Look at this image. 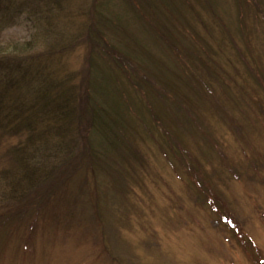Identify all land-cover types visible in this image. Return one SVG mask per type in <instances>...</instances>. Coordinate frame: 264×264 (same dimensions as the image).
Instances as JSON below:
<instances>
[{
  "label": "rangeland",
  "instance_id": "374dc122",
  "mask_svg": "<svg viewBox=\"0 0 264 264\" xmlns=\"http://www.w3.org/2000/svg\"><path fill=\"white\" fill-rule=\"evenodd\" d=\"M6 61L25 96L65 89L86 118L43 138L76 153L56 192L33 191L52 153H29L35 205L0 220V264H264V0H0ZM28 136L0 138L8 202Z\"/></svg>",
  "mask_w": 264,
  "mask_h": 264
},
{
  "label": "trees",
  "instance_id": "16d2710c",
  "mask_svg": "<svg viewBox=\"0 0 264 264\" xmlns=\"http://www.w3.org/2000/svg\"><path fill=\"white\" fill-rule=\"evenodd\" d=\"M90 37H93V39L95 37L89 36V40L91 43L93 39ZM4 63L5 64L0 67V128L5 129L4 133L23 132L29 135L28 137L30 140L28 139V142L23 143L17 149L11 151L12 154H15L18 165L15 170L18 171L16 173L25 171V168H39L34 166L35 162L33 164L34 160L31 161L29 153L42 155L47 152L52 153L48 157V160L57 163L55 168H49L40 174L34 171L35 175L32 178L34 185L40 182L33 191L40 190V187L44 185V187L46 186L48 189L45 193L49 195L54 191L56 192L61 186H63L62 184L70 176H72L73 172L76 170L77 166H75V163H71L72 160H76V153L74 154L73 150L70 153L73 154L69 155V159H67L66 157L61 160L57 157L56 154L62 155L64 151L59 150L58 152L56 149L54 150V153L50 148L47 147L46 143L43 141V138L48 134V132L54 131L58 133V128L61 132L66 130V126L68 125V123H73V115H75L76 109L79 110L80 119L86 118V113L83 111H81L80 113V109L77 107V103L75 104V98L72 96V101V98L69 97L70 93L67 94L65 89H60L59 87L51 88V85H45L40 88L41 91H34L33 97L25 96V89L29 87V90H31L32 88L31 85L28 86L23 80L26 73L22 74L23 70L21 68L17 70V66H14L11 62L6 61ZM118 66L120 67L121 65ZM71 102L73 103V107H71L72 109L67 110V106ZM89 105V119L93 128L97 127L98 130L102 132H108V124L110 125L112 122H108L107 119L105 120V115L102 114L100 110H97V108L95 109L94 105L92 106L91 103H89ZM4 133L2 132L0 138H3ZM63 136H65V133L63 134ZM66 141L68 140L66 139ZM68 143L72 145L71 140L68 141ZM98 145H100V143H98L97 140H92L88 148V153L94 158L99 157V155L104 152L102 150H98ZM69 152L67 150L66 154H68ZM82 158L83 156L79 157L78 159L81 160ZM30 161L31 164L28 163ZM64 166L65 169L60 173L59 176H56L54 172ZM21 177L22 178L17 182V184L23 187L22 190H18V188H16V186L12 182L6 180V182H8L6 185L8 186V188H11L12 194L15 193L17 197L16 201L12 202L10 200V202H8L9 197H5V195L0 196L1 221L5 218H10V215L20 214L21 212L26 211L31 206L35 205L29 203L31 200L29 195L30 192L26 190L29 185L27 186L26 181H24V178L27 177L26 171L21 174ZM47 199L50 206V202L52 201V199L50 197H47ZM43 203H41L42 206ZM213 211L215 213H219L220 205L217 204L216 207L214 206ZM1 213L3 214L1 215ZM220 221H222L223 223H227L228 225L232 223L230 222V219L225 216H222V220L217 219V222ZM232 228L235 230V227L232 226Z\"/></svg>",
  "mask_w": 264,
  "mask_h": 264
}]
</instances>
